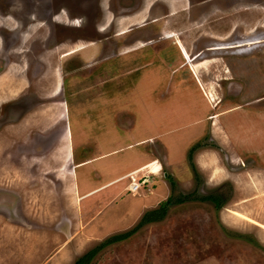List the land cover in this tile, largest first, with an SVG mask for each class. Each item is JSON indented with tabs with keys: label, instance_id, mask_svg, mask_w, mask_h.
Returning <instances> with one entry per match:
<instances>
[{
	"label": "rangeland",
	"instance_id": "1",
	"mask_svg": "<svg viewBox=\"0 0 264 264\" xmlns=\"http://www.w3.org/2000/svg\"><path fill=\"white\" fill-rule=\"evenodd\" d=\"M63 1L91 20L53 30L50 53L49 5L0 0L14 44L0 56V264H74L183 195L88 264H264V0H160L168 16L145 0L114 20L94 18L95 0ZM176 39L202 63L195 75ZM149 161L158 169L132 172L146 180L134 193L127 176L102 187Z\"/></svg>",
	"mask_w": 264,
	"mask_h": 264
},
{
	"label": "flooded vegetation",
	"instance_id": "2",
	"mask_svg": "<svg viewBox=\"0 0 264 264\" xmlns=\"http://www.w3.org/2000/svg\"><path fill=\"white\" fill-rule=\"evenodd\" d=\"M5 1L7 0H4V2ZM40 1L49 5L48 8L47 7L42 8L41 16L38 17L39 18L38 20H41L39 21V25L42 24L46 27V34L42 38V40L47 41V42H45L43 46L53 47V49L45 47V51L47 52L52 53V51L57 47V44H55V39L50 38L51 32L53 30H56V28H59L60 26L79 27V24L77 23L82 22V21H83L82 23H84V22L91 20L85 14L79 15L80 17L78 16L80 20L77 19V21L79 22H77L76 19H72L73 17L70 18V15L68 12L69 9L67 6H65L66 3L63 0H40ZM130 1L132 0H128V2ZM159 1L160 0H154L150 4L148 8L149 9L148 15L150 13L157 12V11L163 12L162 16L172 15L171 13L168 12V9L170 8L169 5H167L166 7H161L158 3ZM162 1L165 2L166 0H162ZM186 1L188 2V0ZM114 2L116 3V5L113 4ZM133 2L134 3H129L128 5L126 4L125 6H122L121 0H95L94 6L96 10V16L94 18H96V20H102L106 17L105 16L106 13H110L112 15L111 17L113 20L121 18V17L123 18H130L131 16L134 17L137 13H139L143 9L145 0H133ZM181 9H186V8L182 7ZM202 12L204 15L206 14L205 11H202ZM63 13L65 14L66 19H67L66 20L67 22L65 21V23H63L62 21V16H64ZM17 15L18 14H16V16ZM25 15L26 14L22 15V17H25ZM5 17L7 16H4L2 18H5ZM10 18L12 20V17ZM152 20L154 21L156 19H152ZM20 21H24V20H22L20 17ZM68 22H70V24H67ZM3 30H6L7 32ZM8 31H11V30L9 29L7 30V28L5 27L4 29L0 28V56L2 54L8 55V53H11L10 48L14 45L13 37L11 36V34H9Z\"/></svg>",
	"mask_w": 264,
	"mask_h": 264
},
{
	"label": "trees",
	"instance_id": "3",
	"mask_svg": "<svg viewBox=\"0 0 264 264\" xmlns=\"http://www.w3.org/2000/svg\"><path fill=\"white\" fill-rule=\"evenodd\" d=\"M190 155V154H189ZM190 164L192 165V170L193 173L195 171V168L193 167L192 162L190 161ZM196 174V172H195ZM190 199L189 196H179L176 198L174 201H172L170 198H168L166 201L161 203L156 209H153L151 211L146 212L139 220L136 226H134L132 229L122 233V234H117L113 235L101 243H99L96 247H94L92 250L86 252L84 255L79 257L74 264H88L89 261L104 247L111 245L116 242H120L122 240L127 239L130 237L132 234H134L141 226L154 222V221H160L164 218L166 215L167 209L169 205L171 204H180L185 201H188ZM200 200L202 201H211L213 202L214 206L219 209L223 203L225 202L224 200H221L220 197H217L216 195H207L205 197H201Z\"/></svg>",
	"mask_w": 264,
	"mask_h": 264
},
{
	"label": "bare ground",
	"instance_id": "4",
	"mask_svg": "<svg viewBox=\"0 0 264 264\" xmlns=\"http://www.w3.org/2000/svg\"><path fill=\"white\" fill-rule=\"evenodd\" d=\"M230 1H232V0H230ZM240 1V0H239ZM259 1H261V0H259ZM263 1V0H262ZM229 2V1H228ZM234 2V1H233ZM232 2V3H233ZM241 2V1H240ZM248 2V1H247ZM244 3V2H243ZM254 3V2H253ZM260 3V2H259ZM261 3H263V2H261ZM245 4V3H244ZM243 4V5H244ZM235 6V5H234ZM242 6V5H241ZM246 6V5H245ZM237 8V7H236ZM228 9V8H227ZM226 9V10H227ZM231 10V9H230ZM232 12V11H231ZM240 12H242V11H240ZM245 12H246V10H245ZM262 12H264V8H262ZM226 12H224V14H225ZM232 14V13H231ZM241 14V13H240ZM239 14V15H240ZM189 16V15H188ZM233 16V15H232ZM230 17V16H229ZM263 17V16H262ZM189 18V17H188ZM233 18V17H232ZM190 19V18H189ZM192 21V20H191ZM220 21V20H219ZM263 21V20H262ZM233 22V21H232ZM137 23V22H136ZM237 25H239V24H237ZM236 25V26H237ZM235 26V27H236ZM242 27V26H241ZM219 29V28H218ZM223 29V28H222ZM229 29V28H228ZM241 29V28H240ZM234 30V29H233ZM160 31H161V29H160ZM242 31V30H241ZM163 32V31H162ZM162 34V33H161ZM231 35V34H230ZM247 35V34H246ZM164 37H174L175 35L174 34H172V33H169V34H164L163 35ZM233 36V35H232ZM262 36V35H261ZM261 37L260 36H258V37H249V38H246V39H244V40H237L236 39V44H231V42H230V44L231 45H228V46H225V44H220V45H217V46H215V47H213V48H228V47H234V46H236V47H238V46H242V45H245V44H253V43H257V42H259ZM198 40V39H197ZM213 40V39H212ZM138 41V40H137ZM175 41V40H174ZM195 41H196V39H195ZM214 41H216V40H214ZM228 41V40H227ZM234 41V40H233ZM176 42H177V47L179 46V48H180V50L182 51V54H183V57H184V59L186 60V62H187V64H189V66H190V69L189 70H191V72L194 74L195 73V67H197V66H199V65H202V63L200 62V63H197V64H193L192 63V60L190 59V57L188 56V54L186 53V51H185V49H184V47H183V44H182V42H180V41H178L177 39H176ZM264 42V41H263ZM140 43V42H139ZM139 43H138V45H139ZM197 43V42H196ZM209 43V42H208ZM229 43V42H228ZM227 43V44H228ZM262 43V42H261ZM141 44V43H140ZM226 44V45H227ZM258 44H260V43H258ZM133 45H135V44H133ZM193 45H194V43H193ZM205 45H210V44H205ZM214 45V44H213ZM173 46H174V44H173ZM261 46H263V45H261ZM77 47V46H76ZM206 47V46H205ZM208 47V46H207ZM250 47V46H249ZM125 47H123V49H124ZM127 48V47H126ZM257 48V47H256ZM178 49V48H177ZM176 49V50H177ZM192 49V48H191ZM239 49V48H238ZM219 50V49H218ZM180 51V52H181ZM195 52H197V50L195 51ZM215 52V51H214ZM218 52V51H217ZM213 53V52H212ZM255 53H258V51L257 52H255ZM263 53V52H262ZM193 54V53H192ZM196 54V53H195ZM190 55V54H189ZM199 55V54H198ZM207 56V55H206ZM196 58V57H195ZM185 60H184V62H185ZM197 61V60H196ZM224 61V60H223ZM186 73V72H185ZM184 73V74H185ZM231 73V72H230ZM195 75V74H194ZM195 78V77H194ZM196 79V78H195ZM203 79V78H202ZM198 83V82H197ZM199 85V84H198ZM202 91V90H201ZM206 97L208 98V100L212 103L214 100V97H213V95L211 94V93H207L206 92ZM215 102V101H214ZM212 106V105H211ZM213 159V158H212ZM202 163V162H201ZM156 166H157V162L155 161V162H152V163H148V164H146L145 165V167H144V169H146V170H153V169H155L156 168Z\"/></svg>",
	"mask_w": 264,
	"mask_h": 264
},
{
	"label": "crops",
	"instance_id": "5",
	"mask_svg": "<svg viewBox=\"0 0 264 264\" xmlns=\"http://www.w3.org/2000/svg\"><path fill=\"white\" fill-rule=\"evenodd\" d=\"M69 133V132H68ZM69 136H70V134H69ZM92 161H94V160H87V162H84V163H81V164H78L77 166L78 167H80V166H83V165H87V167H90V166H88V164L89 165H91V166H93L94 164H95V162H92ZM152 162H155V161H149V162H146V163H144V164H142V165H140V166H138V167H136V168H133L132 167V165H130L129 167H126V168H124V169H122V171H120V172H118V173H115V174H112V176H114V175H116V174H120L119 176L120 177H117L116 179H114L115 181H111V182H109V183H106V184H104L102 187L103 188H108L109 186H113V185H115L116 183H119L120 181H122L123 179H125L126 178V176L128 177V175L129 174H131L132 172H136V170L137 171H139V170H146V169H144V167H145V165L146 164H148V163H152ZM157 162V161H156ZM92 163V164H91ZM97 164H99V162H96ZM135 163V162H134ZM103 164V163H102ZM101 165V164H100ZM76 166V165H75ZM134 166V165H133ZM94 168H96V166H94ZM133 168V169H132ZM157 169H158V162H157V166H156V168L155 169H153V170H147L149 173H154V172H156L157 171ZM118 175H116V176H118ZM111 176V177H112ZM83 183H85V182H83ZM84 187V186H83ZM91 188H93V184H89V186L87 185L86 187H85V191H88V190H90ZM114 192L113 193H115V192H117L118 190H119V186L118 187H114ZM112 193V194H113ZM87 194H84V196L83 197H85ZM88 196V195H87Z\"/></svg>",
	"mask_w": 264,
	"mask_h": 264
},
{
	"label": "built area",
	"instance_id": "6",
	"mask_svg": "<svg viewBox=\"0 0 264 264\" xmlns=\"http://www.w3.org/2000/svg\"><path fill=\"white\" fill-rule=\"evenodd\" d=\"M128 178L130 182H129V185H127V187H128V191H130L131 193H134L139 187L146 184L145 177L136 176V178H134L130 174L128 175Z\"/></svg>",
	"mask_w": 264,
	"mask_h": 264
}]
</instances>
